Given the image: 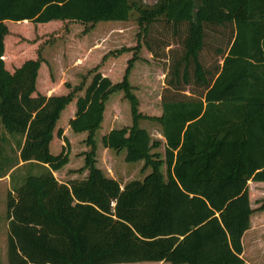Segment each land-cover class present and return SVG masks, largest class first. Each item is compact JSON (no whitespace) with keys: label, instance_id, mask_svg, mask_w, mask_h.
I'll use <instances>...</instances> for the list:
<instances>
[{"label":"trees","instance_id":"16d2710c","mask_svg":"<svg viewBox=\"0 0 264 264\" xmlns=\"http://www.w3.org/2000/svg\"><path fill=\"white\" fill-rule=\"evenodd\" d=\"M131 11L141 33L135 45L94 52L99 59L82 63L81 82L62 84L67 92L37 89L50 79L42 42H29L28 51L6 44L7 22L78 23L84 37L86 25L124 22ZM158 22L173 34L182 28V36L160 112L148 116L138 111L128 77L140 46L154 56L146 36ZM206 27L226 38L215 49L219 63L208 69L199 61ZM79 42L85 53L89 46ZM119 57L125 64L113 82ZM189 85L199 91L183 94ZM114 93L127 102L130 124L102 132L100 145L123 151L125 163L141 162V172L149 169L141 179L120 182L96 166L94 136ZM140 119L158 124L162 158L150 152L160 143L137 126ZM0 125V177L17 160L40 168L6 192L5 264H242L241 236L250 215L264 209V198L250 208L247 188L264 182V0H0ZM69 131L85 134L78 136L82 165L59 181L52 173L69 165L77 138L69 140ZM5 135L17 140L14 161L4 152Z\"/></svg>","mask_w":264,"mask_h":264},{"label":"rangeland","instance_id":"374dc122","mask_svg":"<svg viewBox=\"0 0 264 264\" xmlns=\"http://www.w3.org/2000/svg\"><path fill=\"white\" fill-rule=\"evenodd\" d=\"M136 13L130 12L129 18L124 22H99L89 28L86 25V33H81L82 25L71 22H58L50 21L45 24H21L17 26L14 22L9 23V34L6 39V44L11 46H25L26 51L30 50L29 42H42L40 44V55L46 63L49 78H43L38 81L37 89L42 91V86H48L46 93H60L64 91L63 83H68L71 87L79 84L86 74V69L82 71L73 70L69 66V61L74 57L76 60L87 62L88 65H93L95 60H98V56L95 57L94 52H98L99 55L112 52L123 46L133 47L141 37V33L138 34V27L135 20ZM41 25V26H40ZM34 26V27H33ZM12 30V31H11ZM15 31V32H14ZM226 34V32H224ZM27 37H25V36ZM182 36V28L178 30L176 34H173L171 30L164 26L161 22L154 23L148 28L146 40L150 44L154 56L151 57L143 46L136 51L137 59L133 63V67L129 73L128 81L132 87V92L138 100V111L148 116H156L160 112L159 97L160 93L165 90V75L170 66V58L173 54L178 53L180 50L179 42ZM226 38L220 33L218 27H206L204 30L203 46L199 52V61L206 69L210 68L214 63L218 61V57L215 54V49L218 46H223ZM84 41L89 48L83 53V46L81 42ZM143 41V40H142ZM28 44V46H26ZM129 54V53H128ZM18 55V54H17ZM108 56V55H105ZM73 57V58H72ZM97 58V59H94ZM173 58V57H172ZM93 59V60H92ZM106 57L104 61L108 60ZM104 61H101L100 64ZM79 62V61H78ZM219 63V61H218ZM125 59L119 57L116 61L114 71L111 74V80L117 82L120 80L121 71L124 68ZM39 77H43V70L40 71ZM88 79V78H87ZM86 79V81H87ZM199 91L192 85L186 86L182 92L185 95H189V92ZM64 92H67L64 91ZM171 91H167L165 94L169 95ZM70 103L67 108L65 107L57 120V126H61L64 123V118L67 117ZM113 117V127L118 128L120 126H128L130 124L129 110L127 102L122 98L121 93H114L109 96L105 102L104 111L102 115V127L99 128L94 136L96 142V166L103 171L105 175L117 179L120 182H124L129 179H141L145 174L149 172V169L140 171L141 162L125 163L122 156L123 151L114 152L112 150L103 149L100 145V135L106 129L105 124ZM65 124V123H64ZM137 126L144 129L152 139L159 141V146L150 152L157 153L162 158L163 153V139L160 134V129L157 123L149 121L147 119H140L137 122ZM1 128V125H0ZM64 128V126L62 127ZM69 140H72L71 146L73 148L69 165L63 167L57 172L53 173L56 180L62 181L70 177L71 171L76 170L82 165L79 161V154L81 152V137L84 133H72L69 131ZM17 140L12 139V144L6 146L4 144V152L6 156L14 161ZM56 150L52 143L49 145V152L56 154ZM37 173L40 168L33 166L18 167L9 174V185L6 188L0 183V264L6 263L5 256V241H6V218H5V196L6 192L14 185V180L18 176H22L25 172ZM160 172L164 176L165 168L161 165ZM76 177H81V174H73ZM18 179V183L20 182ZM249 205L250 208L255 209L260 205L261 199L264 198V184H258L249 181ZM259 212L252 213V219L258 215ZM263 221L264 224V209H263ZM254 225L257 226V219H254ZM264 229V228H263ZM256 229L255 235L246 233L243 237L242 248V260L246 263L243 264H262L264 262V230ZM259 236L260 239H256ZM132 264H151L148 262L132 263ZM167 264V263H165Z\"/></svg>","mask_w":264,"mask_h":264},{"label":"crops","instance_id":"0c3cea01","mask_svg":"<svg viewBox=\"0 0 264 264\" xmlns=\"http://www.w3.org/2000/svg\"><path fill=\"white\" fill-rule=\"evenodd\" d=\"M157 0H141V2L142 3H144V4H146V5H152L153 3H155ZM79 61V62H78ZM83 62L81 61V60H77L75 63H73V64H71V65H69L71 68H73V70H76V71H82V69H84V67L82 66L83 64H82ZM113 123H114V121H113V117L110 119V121L108 122V123H106L105 124V126H104V128L106 129V130H109L110 128H112L113 127ZM105 130V131H106ZM2 133V128H0V134ZM5 137V145L6 146H8V144H12V139H16V138H14V137H9V136H7V135H5L4 136ZM16 153H15V158L17 157V150L15 151ZM20 165H22V162L21 161H19V160H17V163L15 164V165H13L10 169H9V171L4 175V176H2V177H0V183L1 184H3L6 188H8V185H9V174L14 170V169H16V168H18ZM23 175H24V173H23ZM22 175V176H23ZM52 175H53V173H52ZM22 176H18V178L17 179H15L14 180V185L16 186L17 184H19L20 182H21V180H19L20 182L18 183V179H22ZM249 182V181H248ZM247 182V183H248ZM255 183H258V184H264V182H255ZM247 186H248V184H247ZM248 188V187H247ZM248 200H249V188H248ZM250 204V203H249ZM250 206V205H249ZM259 212V214L258 215H256V216H254V218L252 219V214L250 215V217H249V228L242 234V236H241V245L243 246V237H244V235L246 234V233H251V234H253V236H252V239L253 238H255L254 237V235H255V231H256V229H259L258 231H261L260 230V228H262V230H264L263 228H264V224L262 223V221H263V214H262V212H263V210L262 211H258ZM254 219H257L258 221H257V223H258V225L257 226H255L254 224ZM256 239H260V237L259 236H257L256 237ZM243 248V247H242ZM241 256H242V253H241ZM243 263H246V261H244ZM242 263V264H243ZM262 264H264V262L262 263Z\"/></svg>","mask_w":264,"mask_h":264}]
</instances>
